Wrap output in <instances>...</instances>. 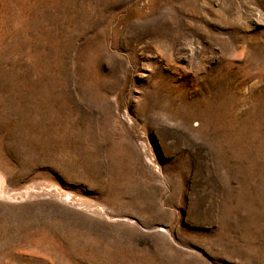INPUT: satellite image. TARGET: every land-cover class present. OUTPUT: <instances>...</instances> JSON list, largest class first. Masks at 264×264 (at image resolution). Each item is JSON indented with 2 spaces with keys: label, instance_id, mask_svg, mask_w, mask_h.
<instances>
[{
  "label": "rangeland",
  "instance_id": "rangeland-1",
  "mask_svg": "<svg viewBox=\"0 0 264 264\" xmlns=\"http://www.w3.org/2000/svg\"><path fill=\"white\" fill-rule=\"evenodd\" d=\"M0 264H264V0H0Z\"/></svg>",
  "mask_w": 264,
  "mask_h": 264
}]
</instances>
